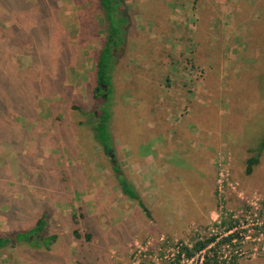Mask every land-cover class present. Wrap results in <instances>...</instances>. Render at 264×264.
Wrapping results in <instances>:
<instances>
[{"label":"rangeland","instance_id":"374dc122","mask_svg":"<svg viewBox=\"0 0 264 264\" xmlns=\"http://www.w3.org/2000/svg\"><path fill=\"white\" fill-rule=\"evenodd\" d=\"M2 1L0 36L7 44L6 30L15 26L18 31L4 49L9 72H40L36 79L47 90L46 78L55 75L63 44L70 48L72 57L65 63L70 67L49 93L62 119H70L63 132L77 149L73 156L66 147L57 149L63 138L55 139V129L37 121L31 123L34 135L16 149L0 137V234L14 239L0 250V264H178L180 243L191 247L216 235L218 243L225 229L222 221L236 223L235 243L214 244L213 251L184 264H200L204 254H215L225 264H264V0H196L198 15L184 24L180 44L167 39L166 50L155 52L156 60H151L158 48L153 12L143 20L136 7L147 9L157 1L158 22L168 29V11L181 17L186 10L173 0H126L145 47L142 51L138 44L129 69L118 76L121 109L112 116L117 129L110 154L90 143L76 126L79 116L65 103L89 102L85 86L93 71L90 53L101 45V38L90 34L91 0H47L46 19L38 13L44 0H23L20 7ZM32 22L47 26L51 37L34 42L25 30ZM189 33L197 43L175 51L188 43ZM46 48L48 72L38 58ZM187 58L193 67L186 65ZM151 97L158 98L161 109ZM183 104L190 105L189 112ZM46 110L40 100L39 120L46 121ZM15 119L20 126L23 119ZM19 155L16 164L13 157ZM53 156L64 168L49 160ZM29 157L30 166L24 162ZM254 157L258 163L246 174L247 160ZM113 164L121 170L118 175ZM61 171L79 192H61L62 183L49 184L55 181L51 175ZM119 173L139 194L147 214L122 194ZM13 208L19 211L16 220L9 216ZM43 209L48 212L46 231L31 236L30 242L17 239L16 233L35 226ZM54 234L52 243L48 238Z\"/></svg>","mask_w":264,"mask_h":264},{"label":"trees","instance_id":"16d2710c","mask_svg":"<svg viewBox=\"0 0 264 264\" xmlns=\"http://www.w3.org/2000/svg\"><path fill=\"white\" fill-rule=\"evenodd\" d=\"M2 1V0H0ZM9 3H12L16 7H20L25 4L23 0H5ZM137 4L138 0H131V2ZM176 6L180 5L185 8L186 12L181 17L173 14V12L168 11V25L170 26L169 29L167 27L162 26L159 22V19H162L160 15L159 4L156 1L153 6L147 9H140L138 6L136 9L140 12L143 16V20H146V16L149 15V12H153V18L155 19L156 26L154 25V30H157V38L154 40L157 49L154 48L152 52L154 55H151V60H156L158 49H165L168 42L172 43L173 45L180 44L179 38L186 30L184 24L188 23L189 16H196L198 15V9L196 5V0H173ZM3 2V1H2ZM47 0H44L41 4L38 3V13H42L43 17L46 15V12L50 9ZM90 8L88 15L91 16L89 22L91 21V29L90 34L93 38H101L100 40V48L99 50L92 51L90 53V57L93 63V71L91 73V80L85 86V91L88 94V104L81 105L76 104L74 101H67V107L69 110L75 111L79 116V121L76 122V126H79L80 130L86 132L88 135V140L90 139V143H94L98 145V147L105 153L110 154L113 152V140H114V133L117 128H115V124L112 121V116H115L117 113V109L120 111V107L117 106L118 94L120 91V84L118 85V76L119 73L121 74L123 71L129 69L130 66V57L131 52L135 51L139 43H142V48L144 51V42H142V37L140 38L137 36L138 28L132 13V7L126 2V0H91ZM0 8H3L2 4L0 3ZM41 15V14H40ZM49 19H51L50 14H48ZM43 19H46L44 17ZM40 22L42 21L41 18L38 19ZM38 21V22H39ZM159 21V22H158ZM39 22V23H40ZM34 23V22H32ZM154 24V22H153ZM37 22L32 24L31 26H27V35L36 42L37 40H45L47 37L50 38L51 34H49L50 30L47 26H43L41 24V28L37 27ZM35 26V28H33ZM197 26V25H196ZM4 28L0 27L2 31ZM33 29H36L33 31ZM8 37H9V45L13 44V37L14 33L17 34V28L12 26L10 30H6ZM89 31V28H88ZM192 35L190 38H187L188 43L185 46H175L176 50L189 48L190 45L193 43H197L195 38V34L189 33ZM5 39V40H4ZM2 39L0 36V137L1 141L3 137H7L9 140V144L11 147L16 149L19 146L20 141L28 139L32 134L34 135V129H31V123L37 121L41 123L42 127L45 128L49 126L50 128L55 129V135L53 136L55 139H59V136L63 138L61 141V146H57V149H61L66 147L68 150V155H74L75 149L77 146L75 143H71L70 136H64V126L66 123L69 122V118H63L62 115L56 111L57 102H55L51 97L49 90L53 89V83L55 81L61 82L65 68V63L69 62L68 59L71 60L72 54L70 48L63 44V51L59 55L58 60L55 64V75L52 78H46L47 80V90L43 89L41 86V82L36 79L37 74L34 70H22V71H8L7 64L4 59V49L6 45V38ZM64 42V41H63ZM62 42V43H63ZM190 42V44H189ZM48 52L45 54H41L39 58V62L42 65L41 67L44 68L45 71H50V66L46 62V57L49 53V49L46 48ZM159 51V50H158ZM170 52V50L168 51ZM179 54V52H177ZM181 53V52H180ZM183 54V51H182ZM191 58V57H190ZM150 60V61H151ZM191 59L187 58L185 61L187 62L186 65L189 67L192 66ZM70 67V66H69ZM120 68V69H119ZM119 69V72H118ZM121 76V75H120ZM141 79H138L140 81ZM119 86V88H117ZM56 89V88H55ZM58 91V90H57ZM43 103L45 109L46 121L39 120L37 114V106L39 101ZM151 100L155 107L161 109L160 104L158 102V98H152ZM190 104V103H189ZM190 105L183 104V110L189 112ZM118 107V108H117ZM49 108V110H48ZM66 110L65 112H68ZM64 112V114H65ZM15 115H19L23 122L20 126L16 123ZM123 130V128H120ZM39 133V132H38ZM36 134L37 138H41L43 135ZM62 134V136H61ZM18 137V138H17ZM68 138V139H67ZM17 139H20L17 142ZM59 141V140H58ZM70 141V143H69ZM53 143V142H52ZM57 143V142H55ZM54 144V143H53ZM59 144V143H58ZM264 145V142H263ZM55 147V146H54ZM74 149V150H73ZM61 150L58 151L60 155ZM54 156L51 157L49 160L53 162L57 168H64L62 164L58 165L54 163ZM16 164L20 163V155L15 158L13 157ZM27 165H32L33 159L32 157L27 158L24 161ZM258 163V157L251 158L247 160V168L246 174L251 173V169L254 165ZM80 167H71L69 170H79ZM112 172L118 175L120 172V168L115 166L114 164L111 165ZM1 170V169H0ZM2 172V170H1ZM62 172V171H61ZM69 172V171H68ZM120 176H117V185L120 187L121 192L124 196L129 198L130 200L136 201L139 206L142 208L144 212H146V207L144 206L139 194L136 192L134 187L125 181ZM53 176L52 181L49 184H60L62 183V191H66L68 193H77L79 192V187L74 181H71V177L69 178V174L62 172L57 173ZM46 179V177H45ZM39 182V180H38ZM40 183V182H39ZM59 191V190H58ZM60 192V191H59ZM64 192L62 196L66 193ZM3 200V197L0 196V202ZM14 207V206H13ZM13 214L14 217H13ZM9 216L12 218L11 220H16L19 218V211L14 208L10 210ZM84 218V216H83ZM47 222H48V212L44 209L40 213V218L36 221L35 226L26 232H19L16 233L15 236L18 237L22 236L27 242H30L31 236H35L40 232H44L47 229ZM74 223V222H73ZM222 225L225 227L223 229L224 234L228 232H232L236 229V223H225L224 221L221 222ZM75 224H78L76 221ZM74 236L77 239L81 237L77 232H74ZM42 237V236H41ZM86 239H90L89 234H86ZM217 236H211L203 241H196L193 243L191 247L188 245L180 243V251L179 255L177 256L176 260L179 261L181 259V255L185 258H192L198 253L202 251H213V248L208 247L216 242ZM236 234L234 232L224 238H222L217 244H223V246H230L233 240L235 239ZM23 239V240H24ZM41 238L38 240L32 241L33 244L40 243ZM48 240L50 242H54L57 240L56 234L51 235ZM12 241L4 235L0 234V250L5 248L9 243ZM32 244V245H33ZM39 248V247H37ZM41 248V247H40ZM46 250L49 249L48 246H44ZM235 260V259H234ZM225 261H219L216 255H212L210 257L208 254L204 256V264H225Z\"/></svg>","mask_w":264,"mask_h":264},{"label":"built area","instance_id":"2783aa9c","mask_svg":"<svg viewBox=\"0 0 264 264\" xmlns=\"http://www.w3.org/2000/svg\"><path fill=\"white\" fill-rule=\"evenodd\" d=\"M234 230H235V229H234ZM234 230H233L232 232H228V233H226V234H224V232H223V238L226 237V236H228V235H230V234H232L233 232H235ZM216 236H217V235H216ZM218 239H219V236L216 237V242H215V243H212V244L208 247V249L211 248V247H213L214 244H217V240H218ZM221 239H222V238H221ZM221 239H220V240H221ZM235 241H236V238L233 240L232 243H235ZM179 247H180V245H179ZM179 247L176 248V256H175V259H176V257L179 255V251H180V248H179ZM202 253H205V252L202 251V252L198 253L197 255L202 254ZM197 255H195V256H197ZM195 256L192 257V258H185L183 255H181V259H180L179 261H177V262H179L178 264H184L185 262H192L193 259L195 258ZM204 256H205V254L202 256V258L199 259V263H200V264H204ZM173 258H174V255H173L172 259H173ZM173 261H174V260H172V262H173Z\"/></svg>","mask_w":264,"mask_h":264},{"label":"water","instance_id":"95a60500","mask_svg":"<svg viewBox=\"0 0 264 264\" xmlns=\"http://www.w3.org/2000/svg\"><path fill=\"white\" fill-rule=\"evenodd\" d=\"M14 239H12V241H13Z\"/></svg>","mask_w":264,"mask_h":264}]
</instances>
